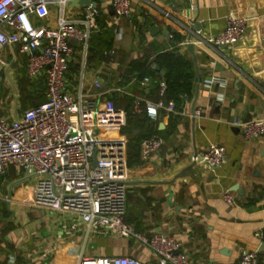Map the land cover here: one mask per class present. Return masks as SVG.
<instances>
[{
	"label": "crops",
	"instance_id": "crops-1",
	"mask_svg": "<svg viewBox=\"0 0 264 264\" xmlns=\"http://www.w3.org/2000/svg\"><path fill=\"white\" fill-rule=\"evenodd\" d=\"M91 3L100 14L82 75L84 92L98 102L112 100L125 112L126 121L133 97L141 99L143 108L145 100L156 102L158 81H163L156 75L165 74L154 62L157 53L174 51L191 64L193 73L191 97L178 107L173 102V112L159 109L154 118L137 114V127L132 130L137 147L127 160L125 222L146 237L156 232L173 237L193 264H233L243 250L256 251L264 263V138L244 140L230 124L234 117L264 119V0H132L128 19L115 16L111 0ZM83 9L78 0L54 2L48 5L45 19L29 21L56 27L60 17L75 18ZM229 13L247 19L245 36L237 45L215 51L206 45L181 44L195 31L203 37L220 33ZM119 29L122 39L116 42L114 31ZM105 31L113 39L108 51L96 36ZM172 33L182 40L174 43ZM72 46L75 55L67 74L71 92L81 73V50L74 42ZM143 58L156 74L148 77V86L126 73L130 61ZM211 74L228 83L206 87L204 79ZM24 79L44 91L43 77H27L26 56L17 46L7 47L0 54V115L24 111L11 109L15 106L6 98L11 92L15 95ZM95 79L102 84L99 90L93 85ZM196 109L199 113L193 116ZM125 129L126 124L120 134ZM154 130L164 145L142 161L138 140ZM210 145L224 147L225 161L218 167L193 165L190 157ZM31 180L34 183V178H22L12 165L0 176V264H79L81 257L124 255L156 264L157 257L138 241L103 236L82 225L72 230L76 215L35 206ZM225 194L233 196V205L225 201Z\"/></svg>",
	"mask_w": 264,
	"mask_h": 264
},
{
	"label": "built area",
	"instance_id": "built-area-1",
	"mask_svg": "<svg viewBox=\"0 0 264 264\" xmlns=\"http://www.w3.org/2000/svg\"><path fill=\"white\" fill-rule=\"evenodd\" d=\"M64 0H0V54L7 47H18L26 56V75L45 81L44 101L13 116L0 115V176L9 166L16 167L24 179L34 178L32 203L59 213L76 215L78 221L70 226H84L89 232L103 236L132 239L146 245L157 257L156 264H193L180 249L179 243L168 235L153 233L150 237L135 232L124 220L127 142L120 134L126 124V114L113 101L98 102L96 96L84 92L83 75L89 50V40L97 31L100 10L91 3L75 18L60 17L56 27L34 25L29 18L43 20L49 15L48 5ZM117 18H130L132 0H111ZM167 16V14H165ZM247 30V19L235 13L225 18L223 30L209 37L198 31L181 43L183 46L206 45L213 50L240 43ZM172 37V36H171ZM122 39V31H114V40ZM81 50V73L78 87L69 91L67 74L75 50ZM145 77L141 86H148ZM206 87L224 86L227 79L216 74L204 79ZM96 90L102 87L95 79ZM166 84L158 82L156 102L133 97L134 114L145 113L154 118L157 110L174 111L172 100L165 99ZM17 97V91H14ZM199 113L194 110L193 116ZM231 126L237 128L244 140L264 138V119L243 122L234 117ZM164 139L152 135L141 140L142 161L157 153ZM226 158L221 145H210L203 153L190 157L193 165L218 167ZM95 164L92 166V163ZM233 205V196L224 195ZM263 237V235H259ZM45 256V255H44ZM79 264H145L134 256H96L80 258ZM200 264H218L206 262ZM233 264H264L256 251L243 250Z\"/></svg>",
	"mask_w": 264,
	"mask_h": 264
},
{
	"label": "trees",
	"instance_id": "trees-1",
	"mask_svg": "<svg viewBox=\"0 0 264 264\" xmlns=\"http://www.w3.org/2000/svg\"><path fill=\"white\" fill-rule=\"evenodd\" d=\"M95 35H91L93 38ZM99 44H104V48L108 51L112 47L113 39L108 32L99 33L96 35ZM172 41L174 43L180 42L182 36L178 33H172ZM90 37V38H91ZM91 40V39H90ZM89 40V41H90ZM94 46V44H93ZM90 47V43H89ZM92 48V46H91ZM96 58V55H95ZM154 62L164 71V76H158L149 68V62L147 58L132 60L126 65V73L136 82H140L145 77L157 76L158 80H163L166 84L165 99L172 100L175 105L180 106L182 101L188 100L192 95L193 89V73L191 64L181 55L171 52L157 53L154 56ZM127 80L128 78L125 77ZM18 88L20 91L21 109L26 110L32 107L34 104L41 103V97H44V91H41V87H33L28 80L20 81ZM159 82V81H158ZM44 101V100H43ZM112 101V100H111ZM128 119L126 121L125 134L128 137L127 142V160L131 151L134 153L137 147V135H132L133 128L137 127V115L133 113L132 107L127 112ZM139 119V118H138ZM124 133V132H123ZM157 132L154 130L149 136L155 135ZM149 136L141 137L138 140V145L142 139Z\"/></svg>",
	"mask_w": 264,
	"mask_h": 264
},
{
	"label": "rangeland",
	"instance_id": "rangeland-1",
	"mask_svg": "<svg viewBox=\"0 0 264 264\" xmlns=\"http://www.w3.org/2000/svg\"><path fill=\"white\" fill-rule=\"evenodd\" d=\"M8 93V92H7ZM17 97H15V95H13V92H11V95L10 96H6L7 98V101H10L12 103V105H14L15 107H12L11 109H14V111L17 109H20L21 108V103H20V99L22 98L20 95V91H19V88L17 87ZM5 106V105H4ZM121 135L124 136L126 142H127V136L124 133H122ZM31 184H34L33 181L31 180Z\"/></svg>",
	"mask_w": 264,
	"mask_h": 264
},
{
	"label": "water",
	"instance_id": "water-1",
	"mask_svg": "<svg viewBox=\"0 0 264 264\" xmlns=\"http://www.w3.org/2000/svg\"><path fill=\"white\" fill-rule=\"evenodd\" d=\"M78 3H79V5L81 6V7H87L90 3H91V0H78ZM91 6H95V4L94 3H91ZM112 8V7H111ZM112 10H113V8H112ZM195 27V26H194ZM195 30H196V27H195ZM150 31H151V33H154L155 32V26H152L151 28H150ZM152 62V61H151ZM152 68H154V69H156L157 71L159 70L156 66H155V64H153L152 65ZM161 74H163V72H161ZM250 120V118H247V119H245V120H243V122H248ZM238 130V129H237ZM95 164V162H93L92 163V166ZM234 190L236 191L237 190V188H234ZM239 194L240 195H242L243 193L242 192H239ZM262 247H264V244L262 245Z\"/></svg>",
	"mask_w": 264,
	"mask_h": 264
}]
</instances>
